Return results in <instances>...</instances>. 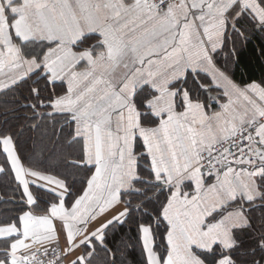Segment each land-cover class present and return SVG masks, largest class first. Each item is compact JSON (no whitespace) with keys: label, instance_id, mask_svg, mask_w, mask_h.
Wrapping results in <instances>:
<instances>
[{"label":"snow or ice","instance_id":"obj_1","mask_svg":"<svg viewBox=\"0 0 264 264\" xmlns=\"http://www.w3.org/2000/svg\"><path fill=\"white\" fill-rule=\"evenodd\" d=\"M0 264H264V0H0Z\"/></svg>","mask_w":264,"mask_h":264}]
</instances>
